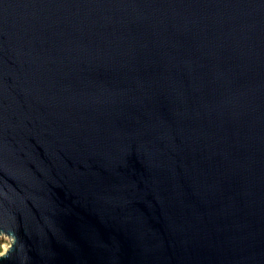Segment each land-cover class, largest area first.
I'll return each instance as SVG.
<instances>
[{"label":"water","instance_id":"water-1","mask_svg":"<svg viewBox=\"0 0 264 264\" xmlns=\"http://www.w3.org/2000/svg\"><path fill=\"white\" fill-rule=\"evenodd\" d=\"M0 264H264V0H0Z\"/></svg>","mask_w":264,"mask_h":264},{"label":"rangeland","instance_id":"rangeland-1","mask_svg":"<svg viewBox=\"0 0 264 264\" xmlns=\"http://www.w3.org/2000/svg\"><path fill=\"white\" fill-rule=\"evenodd\" d=\"M0 242H1V245H0V253L2 252V251H4L5 250V248H7V246L9 245V239L8 238H6V237H1L0 236Z\"/></svg>","mask_w":264,"mask_h":264},{"label":"trees","instance_id":"trees-1","mask_svg":"<svg viewBox=\"0 0 264 264\" xmlns=\"http://www.w3.org/2000/svg\"><path fill=\"white\" fill-rule=\"evenodd\" d=\"M0 245H1V242H0ZM1 250V249H0Z\"/></svg>","mask_w":264,"mask_h":264}]
</instances>
